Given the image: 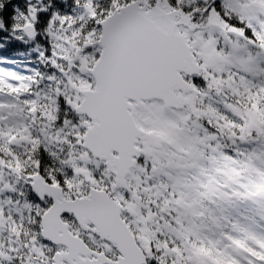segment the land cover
Here are the masks:
<instances>
[{"label": "snow or ice", "instance_id": "snow-or-ice-1", "mask_svg": "<svg viewBox=\"0 0 264 264\" xmlns=\"http://www.w3.org/2000/svg\"><path fill=\"white\" fill-rule=\"evenodd\" d=\"M0 264H264V0H0Z\"/></svg>", "mask_w": 264, "mask_h": 264}]
</instances>
